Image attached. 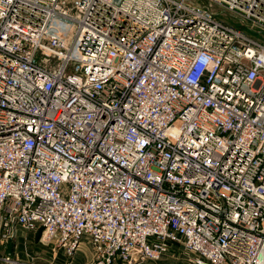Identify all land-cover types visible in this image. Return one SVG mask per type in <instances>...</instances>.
<instances>
[{
	"label": "built area",
	"instance_id": "2783aa9c",
	"mask_svg": "<svg viewBox=\"0 0 264 264\" xmlns=\"http://www.w3.org/2000/svg\"><path fill=\"white\" fill-rule=\"evenodd\" d=\"M18 228L92 264H264V0H0Z\"/></svg>",
	"mask_w": 264,
	"mask_h": 264
},
{
	"label": "rangeland",
	"instance_id": "374dc122",
	"mask_svg": "<svg viewBox=\"0 0 264 264\" xmlns=\"http://www.w3.org/2000/svg\"><path fill=\"white\" fill-rule=\"evenodd\" d=\"M214 9H216V7ZM219 16L222 19L226 20L227 23H230L235 27L246 28L245 25L243 26L242 21H239L236 18L221 13L219 14ZM248 31L253 33V30L252 31L248 30ZM40 235H41V230H39V233L35 234L34 240L37 241L38 237L40 238ZM13 240L14 239H9L2 242L0 241V264H46L45 260H43L42 258H36V255L38 254L34 253V251L33 252L31 251L32 253H29L30 251L28 250H30V246H28V244L26 243H23L22 241L20 243L22 246V247L20 246L21 251H19L18 253L15 250V243ZM54 252L58 253L59 250H54ZM78 252L81 254L78 253L77 254L78 257L76 258H74L73 256L64 257V264H92L91 254L89 253V249L87 247L82 246L78 250Z\"/></svg>",
	"mask_w": 264,
	"mask_h": 264
},
{
	"label": "crops",
	"instance_id": "0c3cea01",
	"mask_svg": "<svg viewBox=\"0 0 264 264\" xmlns=\"http://www.w3.org/2000/svg\"><path fill=\"white\" fill-rule=\"evenodd\" d=\"M36 233H39V230H37V231H25L22 228H18L15 239L13 240L15 243V250L18 253H19V251H21L20 250V246H21L20 243L22 241L23 243H26V244H28V246H30V250H28V251H30L29 253H32L34 251V253L38 254V255H36V258H42L43 260H45L46 264H64V256H63L62 252L59 251L58 253H55L53 250H51L49 245H45V244L41 243L39 240V237H38L37 241L34 240V236ZM78 253L79 252H77L74 255V258L78 257V255H77ZM79 254H81V253H79ZM77 261H78V259H77Z\"/></svg>",
	"mask_w": 264,
	"mask_h": 264
}]
</instances>
